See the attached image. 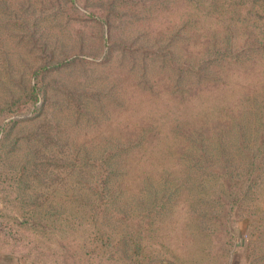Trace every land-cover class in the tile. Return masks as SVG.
Returning <instances> with one entry per match:
<instances>
[{
  "label": "rangeland",
  "instance_id": "1",
  "mask_svg": "<svg viewBox=\"0 0 264 264\" xmlns=\"http://www.w3.org/2000/svg\"><path fill=\"white\" fill-rule=\"evenodd\" d=\"M261 44L264 0H0V255L195 264L264 227Z\"/></svg>",
  "mask_w": 264,
  "mask_h": 264
},
{
  "label": "crops",
  "instance_id": "2",
  "mask_svg": "<svg viewBox=\"0 0 264 264\" xmlns=\"http://www.w3.org/2000/svg\"><path fill=\"white\" fill-rule=\"evenodd\" d=\"M243 234V235H242ZM242 235V236H241ZM239 241L231 250L223 251L219 256H209L195 264H264V227L242 230ZM245 242L241 247V241ZM0 264H44L25 262L11 254L0 255ZM158 264H178L175 261H161Z\"/></svg>",
  "mask_w": 264,
  "mask_h": 264
},
{
  "label": "trees",
  "instance_id": "3",
  "mask_svg": "<svg viewBox=\"0 0 264 264\" xmlns=\"http://www.w3.org/2000/svg\"><path fill=\"white\" fill-rule=\"evenodd\" d=\"M260 46L262 49H264V44H261ZM30 91H31L30 92L31 100H33L34 102L37 101L39 99V92H40L38 90V88L36 86H34ZM205 126H206L205 124H200L199 126H197L198 128L196 127L197 129H195V128L191 129L187 126H186V128L178 126L174 130L177 133H180V136L183 138L184 135L185 136L187 134L189 135L191 133L190 131L194 132V131H197L199 129L201 130V128H206ZM113 162H114L113 157H108V158L102 159L101 166H109V164L113 163ZM110 174H111V172L105 171L104 177H103V174L101 173V178L104 179L105 181H108ZM245 229L246 228L235 230L233 228H230V229L226 228L225 230H223L222 233L226 237L225 245H223V246H226V248H224L223 246H220V244H217V246L214 245L213 247L210 248V250L212 249L211 250L212 257L213 256H215V257L219 256L220 253H223V251L231 250L233 248V246L235 245V243L239 241V238H241L239 236L241 235L242 230H245ZM240 244H241V247L244 246V244H245L244 240L241 241ZM105 245H108L107 242L105 243ZM139 245H140L139 247L135 246L133 250L129 251V257H128L129 259L128 260H121L122 261L121 264H157L161 261L163 262V260H157V257L155 254H154L155 258L152 260L149 256H147V254L145 252L146 251L145 247L142 246L141 244H139ZM209 255H210V253H209Z\"/></svg>",
  "mask_w": 264,
  "mask_h": 264
}]
</instances>
